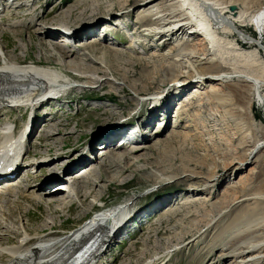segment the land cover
<instances>
[{
    "label": "rangeland",
    "instance_id": "obj_1",
    "mask_svg": "<svg viewBox=\"0 0 264 264\" xmlns=\"http://www.w3.org/2000/svg\"><path fill=\"white\" fill-rule=\"evenodd\" d=\"M31 1L33 7L38 6L31 17L24 9L17 17L15 10L5 13L9 19L15 17V21L32 19H29L31 28L17 27L14 28L17 35L11 32L4 35L2 44L6 46L7 53L14 57L35 58L38 55L35 44L39 38L45 43L51 42L64 46L65 50L80 53V56L88 53L84 48L88 44L110 47L118 52L110 58L111 74L126 84H111V91L107 87L75 90L64 102L42 104L41 107L47 108L37 113L44 111L41 115L32 111L35 118L33 129L38 128V132L31 134V151H27L29 159L26 161L34 162L31 165L25 162L27 174L23 175L22 169V174L15 182L12 181V184H21L23 188H12L10 193H6L12 197L3 199L9 202L8 211L12 207L9 218L1 214L6 209L0 200V216H3L0 220L6 224L9 219V223L16 226L22 218L33 232L41 225H50L48 223L53 218L55 226L43 233L63 235L88 222L99 210L125 205L112 219L114 221L128 208V204L135 202L141 206V215L135 217L136 221H132L131 226H125L128 232L115 239L116 245L100 258V264H147L150 261L154 264H243L240 261L244 256L241 253L242 242L245 243L246 237L252 238L256 231L254 227L262 226L261 220H256L255 226L250 228L240 224L246 215L256 219L254 213L257 210L254 201H240L251 192H264V148L253 157L248 155L253 145L264 139L263 94H259V101L249 84L240 80L224 83L223 92L215 96L228 95L234 105L230 109V106H223L206 96L197 98L194 87H182L180 81L184 78L178 77L181 69L169 60L177 54L175 49L183 48L182 44L175 48L180 39L176 43L171 40L167 47L157 50L159 44L154 39L133 27L136 26L137 5L142 0ZM114 3L113 13L123 10L121 17H112L105 11L98 18L92 19L94 14L93 17L87 16ZM5 23L0 24L3 30ZM149 24L137 26L142 30ZM7 29L12 31L8 26ZM239 29L253 38H260L253 26ZM55 33L60 39L52 41L50 34ZM30 35L32 41L29 40ZM261 37L264 47V36ZM233 38L244 50L256 48L236 35ZM197 39L205 44L203 37ZM139 41L148 42V46ZM18 44L19 49L16 47ZM23 45H33V49H26L23 54ZM170 47L174 50L167 55ZM53 53L56 55L55 51ZM260 53L263 60L264 52ZM104 55L106 61L107 53ZM130 83L136 86L127 85ZM212 83H205L200 92H206L209 86L221 85L220 82ZM261 84L264 93V82ZM160 92L166 96L163 94L161 110L157 113L151 110L150 99L153 93ZM189 100L190 105L186 108L190 109L177 119L178 108ZM198 100L200 104L196 103ZM199 109V116L195 117ZM4 112H0V120L8 117L3 116ZM22 113L23 110L15 109L10 118L20 122ZM152 113L154 119L151 120ZM126 116L129 120L136 117L140 131L134 129V132L124 135L126 127L121 121ZM3 124L0 122V128ZM135 133L140 134V139H127ZM37 145L40 149L36 148ZM139 145L147 148L130 152ZM44 151L48 155L43 154ZM34 156L36 159L44 157L43 162L39 164ZM85 175L88 178H84ZM67 188L77 195L69 208L61 209L60 206L55 210L56 205L47 206L51 201V191L58 193L59 198L67 203V192L63 191ZM152 191L154 193L144 196ZM12 240H18L17 235L9 242L13 243ZM253 264L264 263L255 261Z\"/></svg>",
    "mask_w": 264,
    "mask_h": 264
},
{
    "label": "bare ground",
    "instance_id": "obj_2",
    "mask_svg": "<svg viewBox=\"0 0 264 264\" xmlns=\"http://www.w3.org/2000/svg\"><path fill=\"white\" fill-rule=\"evenodd\" d=\"M18 1L19 0L16 2L17 5L13 7L2 4L4 8L0 11V24L3 21H9V17H7L9 15L5 14L9 10H15L14 15L16 16V14H20V12L16 10L24 9L31 17L32 12L38 8L37 5L33 7V2L31 0H23L20 4ZM126 1L127 0H125V2ZM137 6L139 7L136 9L135 14H137V16L134 21L136 26L134 25L133 27L137 32L140 33V31H142L144 35L154 39L153 41L159 44L157 45L159 46L157 50L167 47L171 40H175L176 43V41L178 42L180 39L178 45L174 46L176 48L182 44L183 48L174 50L170 47L167 55L170 54L172 50L177 53L169 60L181 69L178 77L184 78L183 81H180L181 84H183L182 87L189 85L197 89L195 91V96L197 98L204 99V96H206L207 99L216 100L221 105L230 106V109H232V107H234L232 103L233 100L228 95L224 94L220 97L215 96V94H221L223 92V88L226 86L223 85L224 83L232 80H240V82L249 84L250 87L254 88L255 99L259 100V94H263L264 96L262 89L263 85L261 84L264 82V59H261L262 55L260 53V51L264 52V47L260 39L262 38L261 36H264V0H142L141 4ZM114 8H116L115 3L104 8L103 11H100L101 8H99L96 10L98 12L91 13L87 16L93 17L94 14L95 16L92 18L94 19L108 12L112 17H121L123 10L113 13ZM2 13L5 15H2ZM29 19H23V22L17 20L9 23L7 26L10 30L12 29V31H8V29H5V31L0 28V112L8 106H12L13 109L24 108L26 106V110L35 112L37 106L40 107L44 103L50 105L52 99H47L45 102L38 103L40 96L35 94L36 88L43 89L45 87L47 92L42 95L49 96V93L52 91L60 92L62 90H69L71 87H73L72 91L99 90L105 87L109 88V91H111V84L117 82L122 85L126 84L124 83L125 81L113 78L111 74L113 66L110 63V58L117 55L118 52L113 51L110 47H98L99 45H95L93 42V44L84 46V48L88 50V53L84 52L81 56L80 53L76 54L71 50H65L64 46H58L51 42L45 43L42 38H39L38 43L35 44V51L38 54L35 58L32 56L14 57L10 53H7L5 50L6 46L2 44L4 35L6 33L9 34V32H11L12 35H17L18 31H14V28L17 27L27 26V28H31ZM73 21L76 22V19H73ZM146 22H150V24L142 30L138 28L137 25L145 24ZM189 22H192V24L188 25ZM63 25L64 24L59 27L61 28ZM249 25L254 27L260 38H253L239 29ZM37 31L38 29L34 32ZM196 35H200L197 38L203 37V39H205L204 43L207 46L200 42L196 38ZM235 35L243 42H249L255 45L256 48L250 51L240 48L237 41L233 38ZM183 37H187V39L185 40ZM49 39L55 41L60 38L57 37V33H55L50 34ZM29 40L32 41L31 35L29 36ZM139 43L148 46V42L143 43L139 41ZM50 44H52V46H50ZM16 47L19 49V44ZM26 49H33V45H23L21 49L23 54L26 53ZM53 51H55L56 55ZM104 53H107L106 61ZM136 61L139 62L137 59ZM240 68L242 70H240ZM212 82H220L221 85L215 84L211 87L209 86L206 92H200L199 89L204 86L205 83L214 84ZM127 85L132 88L136 86L134 83ZM163 94V92L153 93L150 99L152 102L151 110H155L157 113L161 110L160 102L163 99ZM189 103L190 100L184 101V103L180 105L176 112L177 119H181V116L186 115L190 109V107L186 108L187 105H190ZM196 103L200 104V100L196 101ZM199 113L200 109L197 110L195 117H198ZM152 116L153 113L150 115L151 120L154 119ZM128 118L129 116H126L124 119L122 118L121 121L123 122L122 126L126 127L124 135L127 133L129 134L131 131L134 132V129L140 131L136 117L131 120ZM33 121H35L34 117L31 122L32 129L34 127ZM9 125V123H4L0 128V139H3L1 133H4L5 128L9 127ZM162 125L163 124H158L157 126ZM130 135L132 137L127 136L129 140L140 139V134L135 133V135ZM147 140L148 138L145 139V141ZM12 145L13 143L10 144V146ZM146 148V146L139 145L138 148H134L130 152H140ZM263 148L264 139L258 140L253 145V148L248 151L249 157L255 156V154L260 152ZM27 151L28 150L25 151L24 157L27 156ZM104 156L106 157L107 154ZM28 161L27 165H31L34 162L33 160ZM24 167L25 162L19 165L15 170V177L0 178V200L3 202L4 208L6 209L4 213H0L7 218H9L8 215L12 207H10L11 209L8 211L9 202H4L3 199L10 196V194L6 196V193H10L12 188H23L21 184H12V181L15 182L22 173L24 175V171L20 174ZM84 178H88V176L85 175ZM7 188L9 189L6 190ZM68 189L69 188L63 190L67 192L66 198L69 199L67 203H65V200L59 198L60 196L57 195L58 193L56 194L51 191L49 194L51 201L47 203V206L56 205L55 210L60 208V206L61 209L69 208V204L77 198V195L75 192ZM249 200L254 201L253 203L257 206L256 214L254 213L256 219L251 215H246L245 219L242 220L240 224L250 228L251 226H255L254 223L256 220H261L262 226L254 227L256 231L252 238H242L245 240V243H243L244 241L241 239V241H243V246L241 245L243 251L241 250L242 252H240L244 256L243 261L242 259L240 261L243 264H253L255 261L264 263V236H262V231H264V192L259 191L257 193L251 192L246 194L241 198L240 202ZM41 201L42 199L40 202ZM127 206L128 208H125L122 214L116 217L114 221H112V219L120 212L122 206L108 210H99L88 222H85L75 228V230L68 231L63 235L57 232L43 233L53 229L52 225L55 226V220L53 218V220L51 219V222L48 223L50 225H41L33 230V232L29 230L26 223L24 224L22 222V218L16 226L9 223V219L6 220V224L0 220V264H64L70 256V252L88 239V233L92 231L102 233L100 236H97V245L99 246L93 251L92 257L89 260L91 264H97L99 258L104 256L107 251L102 248L106 245L108 247L115 238L113 235L119 234V231L114 232L111 237H109L107 232L103 234L104 229L102 225L109 220L110 229L113 224L120 226L125 223L126 226H131L134 223H132V221L135 220V217L137 218V216L141 215L139 211L141 206L135 202ZM137 209L139 212L138 214H136ZM128 214L130 215L129 223L125 222L128 218ZM236 225L238 224L236 223ZM254 228L253 230H255ZM124 231H127L125 227ZM16 235L18 240L10 243L8 238H13V236ZM3 236L7 237L3 239ZM80 249L85 250L83 246H81ZM236 253H239V251H236ZM147 264H154V262L150 261Z\"/></svg>",
    "mask_w": 264,
    "mask_h": 264
}]
</instances>
